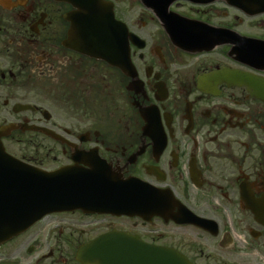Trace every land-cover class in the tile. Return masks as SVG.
<instances>
[{"label": "flooded vegetation", "instance_id": "1", "mask_svg": "<svg viewBox=\"0 0 264 264\" xmlns=\"http://www.w3.org/2000/svg\"><path fill=\"white\" fill-rule=\"evenodd\" d=\"M106 1L109 59L69 1L0 0L2 140L73 188L0 264H264V0Z\"/></svg>", "mask_w": 264, "mask_h": 264}, {"label": "water", "instance_id": "2", "mask_svg": "<svg viewBox=\"0 0 264 264\" xmlns=\"http://www.w3.org/2000/svg\"><path fill=\"white\" fill-rule=\"evenodd\" d=\"M75 6L71 18L76 45L101 56V22L114 21L111 7L103 0H68ZM151 0H142L149 5ZM168 3L171 0H165ZM0 126V138L10 131ZM60 172V173H59ZM67 171H44L8 154L0 140V242L23 230L40 215L57 206L68 207L73 188L64 178Z\"/></svg>", "mask_w": 264, "mask_h": 264}, {"label": "rangeland", "instance_id": "3", "mask_svg": "<svg viewBox=\"0 0 264 264\" xmlns=\"http://www.w3.org/2000/svg\"><path fill=\"white\" fill-rule=\"evenodd\" d=\"M4 144L7 146V148L14 152L19 154L21 151L26 152V153H30L33 148L34 145V141H29V142H22V143H17L14 141H5L4 140ZM50 158L47 159V161Z\"/></svg>", "mask_w": 264, "mask_h": 264}]
</instances>
